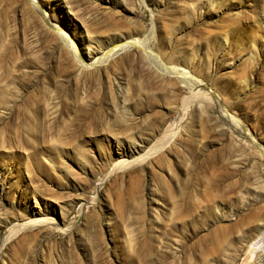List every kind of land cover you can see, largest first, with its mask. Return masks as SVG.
<instances>
[{"label":"rangeland","instance_id":"obj_1","mask_svg":"<svg viewBox=\"0 0 264 264\" xmlns=\"http://www.w3.org/2000/svg\"><path fill=\"white\" fill-rule=\"evenodd\" d=\"M44 15L130 47L82 71ZM263 231L264 0H0V264H264Z\"/></svg>","mask_w":264,"mask_h":264},{"label":"bare ground","instance_id":"obj_2","mask_svg":"<svg viewBox=\"0 0 264 264\" xmlns=\"http://www.w3.org/2000/svg\"><path fill=\"white\" fill-rule=\"evenodd\" d=\"M29 1L34 3V0H29ZM46 16L47 15L42 16L44 22L46 23V25L49 26V28L53 32H55L56 36L67 47L68 51H70V55L73 61L75 62V65L82 71L84 70L85 72H88V73L98 72L101 67L105 66V64L108 62L109 59H111L113 56H115L118 53L119 50H122V48L124 50V47H127V46L130 47V44H131L130 40L127 42H124L123 39L115 38V40H111L110 42L104 44L103 47L99 46L100 52H98V54L96 55H92V53L90 52L91 49L88 46V49H87L88 52L87 54L84 55L83 53L77 50L74 44V41L70 38V36H68L66 32L62 31V28L59 25L51 24L49 21V18ZM142 51L145 57L147 58V60L153 63L154 66L159 70V72H162L163 74L175 76L179 84H183L184 87L186 86L187 90L189 91V97L184 102L183 111H185L186 109L187 111L185 112H188V109L190 108V105L192 104V102L195 101V99L197 100L198 97L204 96L205 102L207 101L209 102V104L212 103L216 106V108H219L221 110L222 115L227 121V123H230L232 128L234 126L238 134H241V136L243 134V136L245 135L248 138V135H246V133L241 129L239 122H237V120L235 121V119L228 114L227 109L222 104V102H219L220 100L218 101L214 97L213 95L214 92L212 93L210 90H208L207 86H205L202 83V81L198 79V77L194 76L193 74H190V72L188 73L187 72L188 70H185L184 68H180L178 66L177 67H164L163 64L160 63L159 58L151 54V51L149 48L143 47ZM100 72L101 70L99 71V73ZM200 94H203V95L200 96ZM181 116H184L183 112ZM133 152H135V148L130 151V154H133ZM129 164L130 163L126 160H122V161L120 160L119 169L126 168L128 167ZM27 226L28 225H20L19 228L17 229L19 230L20 228H25ZM262 233L264 236V231ZM263 247L264 246L261 244L258 248L260 251H262ZM255 253L256 251H252V254H255Z\"/></svg>","mask_w":264,"mask_h":264}]
</instances>
